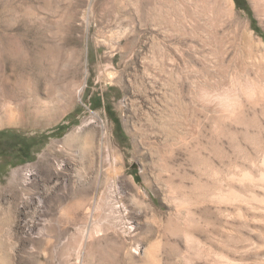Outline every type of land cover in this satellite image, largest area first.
Wrapping results in <instances>:
<instances>
[{"label":"rangeland","instance_id":"obj_1","mask_svg":"<svg viewBox=\"0 0 264 264\" xmlns=\"http://www.w3.org/2000/svg\"><path fill=\"white\" fill-rule=\"evenodd\" d=\"M129 1L0 0L2 264H126L128 246L153 244L160 264H181L184 256L218 264L215 253L261 264L264 99L243 98L230 116L195 107L196 84L219 78L197 58L212 56L211 26L191 4L199 53L184 43L175 51L154 22L155 0ZM233 2L264 40L251 1ZM224 29L217 30H231ZM181 53L178 83L169 57ZM229 57L228 76L240 77ZM15 169L19 181L11 182ZM243 171L254 178L234 176ZM230 188L250 196L247 202L213 199ZM171 195L190 211L186 226ZM186 229L193 243L183 239Z\"/></svg>","mask_w":264,"mask_h":264},{"label":"bare ground","instance_id":"obj_2","mask_svg":"<svg viewBox=\"0 0 264 264\" xmlns=\"http://www.w3.org/2000/svg\"><path fill=\"white\" fill-rule=\"evenodd\" d=\"M125 1L128 3L130 2L129 0H125ZM197 1L198 0H155L154 1V22L155 23L157 22L159 26L166 29L164 36H166L168 39L174 40V42L176 43V45L174 44L175 51H179L181 49L180 48L181 44L184 43L186 44L187 50H189L191 54L194 53V55H196V53H199V51H197L196 44L192 42V39L194 38H198L199 40L201 39H200V36L196 33L195 29L193 28L194 20H192L193 18L189 12L190 5L192 4L195 6L193 11L197 13L199 18L203 19L206 24H209L213 30V32L207 31L208 32L207 34L211 40L210 42L213 44L209 46L210 51H212V54H211L212 56H209L210 58H206L207 56L205 57L203 55L201 58H199L200 57L199 55L197 58L204 65H208L210 66V68L213 67L217 71L219 78L216 81L211 82V83L206 82L207 84L196 82L197 84L194 87V91L190 92L191 97L189 98H190L191 103L195 107H199L209 112H215L220 115L230 116V115L236 114L242 108L243 98L250 99V100L259 99V98L264 99V40L260 36H257L255 34V31L250 28L249 22L247 20L241 18L235 12L233 0H215V2L220 4V7H216V5H210V7L207 10L204 9V7H202L201 4H198ZM250 1L252 3V7L254 9L255 14L257 15L260 23L264 27V0H250ZM200 3H202V0H200ZM196 6L197 7L201 6V7L197 9ZM134 7H135V10L137 11L138 9L137 3L134 4ZM226 25L229 26L231 30L227 29V31H222V33L219 34L217 29L219 28L222 30H226L224 29V26L226 27ZM161 31L163 32V29ZM187 40H189L190 42ZM203 46H204V43H203ZM215 49L219 50L220 52L219 56L215 53ZM182 53L180 54V56L175 55V57H173L172 55H170L169 57V60L173 64L171 68V75L173 74L177 75V77L175 78L177 79V81L179 80L178 83H180V80L183 75L180 72L181 69L179 70L178 68L179 62L177 58H181L183 56ZM226 56H230L228 59V62L235 61L237 70L242 73V74L240 73L241 74L240 77H237L236 74H235V77L228 76V69H227L228 65L224 64V59ZM213 58H217V61H216L218 62L217 67L215 66V64H213V61L215 60ZM163 60L164 59H162V61ZM247 69H250L253 71L252 72L253 76L244 73V71H246ZM174 71L177 72V74H175ZM178 72H180L181 74ZM170 80H172V78ZM175 81L176 80L173 79V82L176 85ZM177 90L180 93L182 89H177ZM176 93L178 92L176 91ZM178 97L180 98V95H178ZM192 129L194 130V128ZM88 145H89V141L85 139L83 141L82 148L86 150L88 149ZM17 172H18L17 169L13 171L12 176H11V182H15L18 179L19 173ZM235 175L236 176L239 175L242 178H247L248 180L254 178L253 174L250 173L249 171H243L239 174L234 173V176ZM259 177L264 180V172H262L259 175ZM212 197L213 199H217L218 201H221V202L228 201V200L230 201L240 200V202L241 201L247 202V199L250 196H247L246 194L234 188H230L226 192H222V191L217 192ZM169 201L173 205L177 217L182 221L183 225L186 226L187 225L186 221L189 220L187 218L190 213L188 208H186V203L174 195H171L169 197ZM116 208L118 207L116 206ZM57 217H54L53 219H51L52 226L50 225L51 234H52L50 235L53 237L54 241H57L60 235V225H59ZM112 220H109V221H112ZM259 221H262V219ZM120 224L121 223H119L118 225L120 226ZM111 225H112V228H115L117 226V224H115L114 222H111ZM86 234L89 235L90 234L89 231H86ZM182 237L187 244H190L194 239L192 233L189 232L187 229L182 231ZM156 251H157L156 244L150 245L147 248H142L141 245L140 246L136 245L134 248L128 246L125 249L126 264H138L136 263L137 259L141 261L140 264H160V261H159L160 259L157 258L158 255H156ZM215 255H216V261L218 262V264H235L236 263L234 258L229 257L226 254L215 253ZM184 257L181 258V264H191V262L185 259L186 257L185 258ZM2 262L3 260L0 255V264H2ZM260 263L263 264L264 259H261Z\"/></svg>","mask_w":264,"mask_h":264},{"label":"trees","instance_id":"obj_3","mask_svg":"<svg viewBox=\"0 0 264 264\" xmlns=\"http://www.w3.org/2000/svg\"><path fill=\"white\" fill-rule=\"evenodd\" d=\"M235 2L239 7H241V6L245 7L246 6L245 0H235ZM61 127H62V129H64V126H61Z\"/></svg>","mask_w":264,"mask_h":264}]
</instances>
